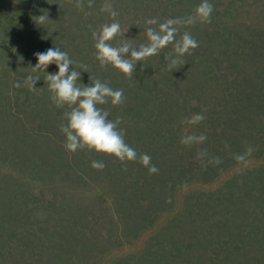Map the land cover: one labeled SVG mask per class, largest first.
<instances>
[{
  "label": "rangeland",
  "instance_id": "obj_1",
  "mask_svg": "<svg viewBox=\"0 0 264 264\" xmlns=\"http://www.w3.org/2000/svg\"><path fill=\"white\" fill-rule=\"evenodd\" d=\"M89 2L83 0L81 9L76 7V0H0V148L5 146L6 149L0 150V197L11 184V190L20 193L26 202L23 204L25 209L36 205L28 199L27 194L36 178L27 171L23 158L19 156V139L10 124L22 118L23 122L33 121L30 127L39 126L43 119L34 124V114L25 107V102L28 94H51L45 82V72H58L55 64L49 65L45 72H33L31 67L37 63L35 54L52 47L67 52L73 64L82 69H76L80 72L78 84L88 85L96 79L107 83L108 76L113 77L111 84L124 83L126 78L111 65L101 68L95 58L93 32L99 31L104 24L112 23L113 19L109 13L100 11L105 0H91V7ZM230 2L209 0L218 20L230 9ZM111 3L118 13L115 20L120 23L122 33L110 42L117 46L124 39L136 45L143 42L141 35L149 26L145 23L146 19L156 18L159 22L160 17H187L201 0H111ZM238 4L241 8L236 21L243 25L238 29L233 28L232 32L239 36L240 41L259 38L256 44L260 55L258 61L242 59L243 50L239 51L233 45L228 32L215 37L214 43H210V34L204 29L205 24L211 23L210 20L179 26L187 27L186 32L198 41L199 46L186 53L176 69H168L164 59L168 53L160 56L162 59L157 56L164 50L172 51L171 45L154 55L149 62L145 59L136 65L141 67V85L148 90V94H154L149 113L159 114L162 111L156 107L159 106L161 94H171L173 98L192 97L194 106L188 107V113H200L195 106L201 103L206 114L205 133L209 134L214 126L220 127L219 137L209 134L218 143L208 146L206 153L228 155L231 159L225 157L234 164L211 182L193 181L176 190L170 186L166 205H163L166 210L160 212L150 227L137 230L140 232L129 233L125 224L129 213L122 214L111 201L108 202V211L88 208L93 216L95 240L100 242L102 248L107 246L108 253L92 250L80 255L75 264H124L125 256L127 264H143L140 260L149 256L150 251L168 258L171 264H196L205 256L206 250L208 254L217 253L218 258L226 254V248L230 245L228 241L233 235L238 236L232 250L235 262L264 264V176L261 175L264 172V93L253 94L258 105L256 108L237 103L235 94H250L252 87L248 82L244 85L232 82V75L239 70L235 67L236 62L242 64L246 78L256 83L264 82L254 75L255 70L264 69V0H238ZM43 10L48 12L49 20L37 25L33 17L46 15ZM184 32H178L177 39ZM222 42L221 46L217 45ZM214 71L219 77L211 76ZM28 75L39 77L34 89L25 85ZM17 84L20 86L17 87ZM19 94H22L23 106L19 105ZM123 94H127L124 89ZM121 113L117 111V117L122 118ZM233 119L244 131V143L232 130L222 136V127L233 124ZM59 125L54 129L53 136L65 142L66 137ZM188 126L193 127L192 124ZM43 138L46 145L45 134ZM10 144L11 148L8 147ZM248 149H251L250 154H247ZM232 151L235 154L231 155ZM238 154H243L245 159H234ZM77 155H81V152ZM103 174V182L109 183L108 173ZM129 181L132 182V179ZM39 197L41 200V194ZM220 202H223L221 207L218 206ZM150 210L149 207L145 208L146 216ZM31 223L32 218L25 219V224ZM19 231L27 232L29 227L20 228ZM203 238L208 245L206 250L197 245L194 250L191 248L183 254L168 246L172 241L179 247ZM52 243L43 232H39L35 243L29 238L21 241L13 238L7 247L0 242V264H3L4 255L9 264H45L52 258ZM127 255L132 256L128 258Z\"/></svg>",
  "mask_w": 264,
  "mask_h": 264
},
{
  "label": "trees",
  "instance_id": "obj_2",
  "mask_svg": "<svg viewBox=\"0 0 264 264\" xmlns=\"http://www.w3.org/2000/svg\"><path fill=\"white\" fill-rule=\"evenodd\" d=\"M228 7L230 9L220 16L221 20H218L215 17L216 14L212 12L211 23L205 24L204 29L210 34V43H214L215 37L228 32L233 45L239 51L243 50L241 52L242 59L249 62L258 61L260 55L256 44L259 42V38L253 39V41L252 39L240 41L239 36L232 32L233 28L238 29L243 25L236 21L240 16L241 8L238 0H231ZM167 19L168 17H160L158 23ZM182 31L186 32L188 28L179 27V32ZM141 37L144 40L141 43L148 42L146 31ZM222 44L223 42L217 45L221 46ZM170 52L164 50L161 55L157 56L161 58L160 56ZM151 58L154 56L147 58L146 61L149 62ZM241 65L236 62L235 67H238L239 70L232 75V82L243 85L248 82L252 91L244 96L235 94L237 103H246L256 108L258 105L253 94L264 93V82L256 83L255 80L246 78ZM72 68L82 70L76 64H73ZM254 75L258 76L259 81H264V69L255 70ZM211 76L219 77L216 71ZM112 79V76H108L107 84L111 88L124 89V93H127L124 94V102L116 106L109 102L99 107L109 112L108 119L112 121L118 118L117 111L122 112L118 130L123 132L125 142L138 154L147 153L150 155L151 163L159 171L150 175L148 169L138 161L122 164L115 157L89 151L87 148L69 153L64 147L65 142L57 136H53L54 129L63 121L64 112L69 110L68 107L66 105L57 107L50 99L51 94H28L25 107L34 114V124L37 121L40 122L41 118L43 121L38 127H34V125L30 127L29 124L33 121L23 122L22 118H17L10 125L16 131L19 139V156L23 158L27 171L36 178L27 192L28 199L36 205L25 209L23 204L26 202L20 193L11 190V184L1 194L0 242L4 246L7 247L13 238L18 241L29 238L32 243H35L39 232H43L53 242L50 251L52 258L45 264H75L80 255L92 250L107 254V246L104 245L102 248L100 242L95 240L93 218H91L93 216L88 208L108 211V202L111 201V204L118 207L122 214L129 213L125 223L129 233L140 232L137 230L150 227L160 212L166 210L163 205L166 203V195L170 192V186L176 190L183 184L193 181L211 182L229 165L234 164L230 163L228 155L222 154H207L202 159H197L198 153L206 152L208 146L218 143V140L209 134L219 137L220 128L217 125L212 128L209 134L205 133L207 132L206 114L201 103L195 106L201 112L191 114L188 113V107L194 106L192 97L173 98L171 94H161L158 98L159 106L156 107H160L162 111L159 114L149 113L154 94H148V90L141 85L140 66L135 68L131 78H125V85L123 82L111 84ZM135 87L137 89H134ZM19 96V105L23 106L22 94ZM196 114H202L205 119L192 124L193 127H189L185 121L187 122ZM233 121V124L222 127V136L232 130L236 133L238 140L244 143V131L238 126L236 120L233 119ZM43 134L47 138L46 145ZM201 134L207 137L202 143H193L190 146L180 143V139L184 135L199 136ZM8 147L11 148V144ZM0 150L6 151L5 146ZM78 152H81V155L78 156ZM230 154L235 153L232 151ZM215 157L219 158L220 163H209ZM93 160L102 161L106 167L103 170L93 169L91 167ZM105 172L110 177L109 183L103 182L102 176ZM261 175L264 176V172ZM135 177L137 179L134 181ZM129 179H132V182ZM84 187L86 190H83ZM99 187L103 188L99 189ZM145 194L147 195L145 196ZM221 205L223 202L218 204L220 207ZM146 207L151 209L148 216L145 213ZM26 218H32V223L25 224ZM25 227H29V231H19L20 228L24 229ZM195 237L198 238V236ZM84 240L86 241L83 242ZM210 241H208L209 245ZM237 241V235L231 236L228 241L230 245L226 248L227 253L220 258L217 257V253L208 254L206 250L208 245L204 238L194 241L190 245L179 247L172 241L168 246L173 251L184 254L199 245L202 250H206V253L196 264H239L234 261L236 258L232 254ZM220 254L218 253V255ZM131 256L127 255L128 258ZM124 258V264H127L126 256ZM140 262L143 264H171L168 258L159 256L154 251H150L149 256L141 259ZM3 264H9L6 255H4Z\"/></svg>",
  "mask_w": 264,
  "mask_h": 264
},
{
  "label": "clouds",
  "instance_id": "obj_3",
  "mask_svg": "<svg viewBox=\"0 0 264 264\" xmlns=\"http://www.w3.org/2000/svg\"><path fill=\"white\" fill-rule=\"evenodd\" d=\"M83 6V0H76L77 8L82 9ZM91 6L90 0L89 7ZM43 11L47 14L33 17V21L37 25H42L49 20L48 12ZM100 11L109 13L113 22L104 24L99 31L93 32L96 49L95 58L99 61L101 68L111 65L126 77L131 78L138 62L159 54L162 49L169 45L172 46V51L164 59L167 61V67L170 71L176 69L181 58L199 46L198 41L188 32H184L177 39L179 26L210 22L213 5L209 3V0H201L192 14L187 17L167 19L160 23L156 18L146 19L145 23L149 25L146 28L148 42L138 45L124 39L117 46H113L110 42L122 34L120 23L115 20L118 13L113 9L111 0H105ZM153 25L155 27H152ZM35 58L37 63L31 67L33 72L44 71L51 64H55L58 69L56 73L44 71L46 73L45 82L48 84L51 93V101L57 107L66 105L69 109L64 112L63 120L65 122L59 125L61 133L66 137L64 147L69 153L87 148L89 151L115 157L122 164L138 161L148 169L150 175L159 171L151 163L150 155L147 153L138 154L134 148L125 142L123 132L118 130L121 118L118 117L115 121L109 120V112L99 107L109 102L113 106L122 104L125 99L122 89L115 90L99 79L88 85L78 84L80 72L72 68L73 61L68 53L59 47H52L45 52L36 53ZM38 80L39 77L28 75L25 85L34 89ZM16 86L19 87L20 85L17 84ZM204 119L202 114H196L187 123L195 124ZM206 138L203 134L199 136L184 135L181 137L180 143L190 146L193 143H202ZM250 153L251 149H248L247 154ZM205 155H207L206 152H200L197 159H202ZM234 159L243 161L245 156L238 154ZM209 163L219 164L220 160L215 157ZM91 167L96 170H103L106 165L102 161L93 160Z\"/></svg>",
  "mask_w": 264,
  "mask_h": 264
}]
</instances>
